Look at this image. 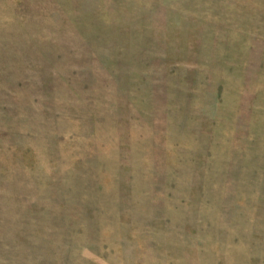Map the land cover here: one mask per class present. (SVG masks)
<instances>
[{
  "label": "rangeland",
  "instance_id": "374dc122",
  "mask_svg": "<svg viewBox=\"0 0 264 264\" xmlns=\"http://www.w3.org/2000/svg\"><path fill=\"white\" fill-rule=\"evenodd\" d=\"M0 264H264V0H0Z\"/></svg>",
  "mask_w": 264,
  "mask_h": 264
}]
</instances>
